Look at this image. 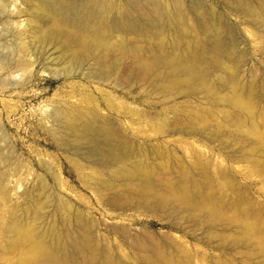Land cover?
<instances>
[{"label":"bare ground","instance_id":"6f19581e","mask_svg":"<svg viewBox=\"0 0 264 264\" xmlns=\"http://www.w3.org/2000/svg\"><path fill=\"white\" fill-rule=\"evenodd\" d=\"M162 1L28 0L25 15L31 41L52 46L70 72L91 61L93 68L87 77L103 82L112 79L116 84L127 81L163 98L153 102L147 92L124 93L122 99L144 107L139 110L124 102L118 106L109 96L100 101L88 96L87 109L70 108L55 112L54 117L64 130L60 147L74 155L87 150L88 154L110 160V168L99 161L103 169H108L106 176L101 171L85 175L83 165L75 164L81 184L94 186L99 204L113 211L132 212V224L136 223L135 215L168 220L169 230L182 233L183 238L168 232L160 234L149 229L150 223H142L139 232L133 233L127 226L116 231L121 243L114 247L113 243L99 241L93 223L86 220L82 211H72L67 200L58 210L72 215L75 228L63 235L50 230L46 233L47 228L44 232L40 226L46 205L40 192L41 196L37 193L25 204L22 213L16 207L12 216L8 214L9 221L0 223L8 247L31 253V259L21 257L22 261L197 264L201 258L198 260L196 254L200 252V263H207L206 253L201 254L200 248L187 240H195L198 229L203 232L204 244L220 253L215 263L264 264V215L255 198L238 183L237 174H232L223 162L215 163L216 159L203 153L201 144H197L212 145L218 141L223 150L232 148L234 152L227 161L250 165L251 172L264 182V108L260 110L261 105L264 107V87L257 82L240 81L245 53L239 50L233 26L214 8L198 13L200 7L196 3L198 14L194 16L195 25L192 22L190 27V15L187 17L182 6L174 4V9ZM219 1L230 19L235 17L240 25L264 29V0ZM6 4L7 0H1L0 14L5 12ZM8 23L5 26H12ZM24 35L17 33L20 43ZM68 70L64 68L63 72ZM101 105L124 119L137 117L131 122L141 129H118L102 115ZM247 122L253 138L249 133V138L242 134ZM150 136L160 141L145 146L136 141ZM3 152L0 151V160L9 163V156ZM53 177L57 186L59 175ZM1 181L0 176V193L5 194Z\"/></svg>","mask_w":264,"mask_h":264},{"label":"rangeland","instance_id":"374dc122","mask_svg":"<svg viewBox=\"0 0 264 264\" xmlns=\"http://www.w3.org/2000/svg\"><path fill=\"white\" fill-rule=\"evenodd\" d=\"M76 1L83 2V0ZM217 1L219 0H163L162 2L170 8H174L178 4L182 6L183 11H187V17L190 15L189 18L191 20L187 21L190 23H187L190 27L195 23V15L200 11V13H204L205 9L214 8V11L219 16L224 18L227 23L230 22L228 25L233 26L232 28L238 38L239 50L243 52V55L245 53V57L243 58L244 63L239 75V77L241 76L240 81L243 83L257 82L260 87H264V37H262L264 29L261 31V28L258 30L251 25H240L239 19L237 20L235 17L230 19L227 16L226 7L222 2ZM27 2L28 0H7V8L4 13L0 14V151H4V156H9L10 159L9 163H4L0 160L2 164H0V176L1 180H3L1 183L2 188L5 189V194L0 193V223L9 221L10 216H12L11 212L17 211V208L18 212L21 211L20 213H22L23 207L26 208L29 201L32 200L31 198L38 196V194L41 196L40 192H43L41 200L45 197L43 203L44 205L46 203V205L42 211L43 219L41 217L40 226L44 232L47 228L46 233L50 230L58 235H63L64 231L75 228L72 215L70 216L67 211L60 212L58 210V206L67 200L66 202H70L72 211H82L85 214L86 220L91 224L93 223L92 228L97 239L102 243H113L114 247H118V244L121 243L120 235L115 233L116 231L120 232L121 228L123 229V227L126 228L127 226L131 232H139V227L143 228L142 223H150L149 229L160 234H162L161 232H168L175 236V238L182 237V233L169 230L168 220L160 221L146 215H135L136 223L132 224L129 221L131 214H133L132 212L113 211L107 205L99 204L94 192V186L91 185L87 188L81 184L75 164L78 162L83 165L82 173L85 175L101 171L106 176L108 169H103L99 165V161L101 164L103 163V166L106 165L105 168H110V160L105 157L103 158L99 154L96 157V154H88L87 150H85L86 152L84 150L76 151L79 154L75 152L78 155H74V153L60 147L58 143L63 139L64 130L54 117L55 112L57 113L58 111L67 112L75 108L87 109L88 104L86 103V99L88 96L94 97L99 101L103 97L109 96L113 98L114 103L118 106L124 102L127 105L129 104L131 108H138L139 110H143L144 107L133 102L131 99H122L124 93L131 92L135 94L141 92V94H145L147 92L150 94V100L153 102H159L163 98L161 96L157 97L156 93L153 94L152 91H148L146 88L129 85L127 81V84L125 82L116 84L112 79H110L111 81L103 82L99 79L96 80L97 78L87 77L93 68L91 61L87 62L81 69H73L70 72L58 56L56 57L58 53L52 46L35 45L31 41L28 32V16H26L28 14ZM195 5L201 8H198V13L195 12ZM191 9H194L193 11L196 14ZM193 17L195 20H193ZM5 21L6 23H4ZM7 22H9L8 24L11 23L12 26H5ZM19 32H23L26 35L23 36V43H20L18 39L17 33ZM14 50H16L15 53ZM64 68L65 71L68 70V74L63 72ZM179 101L183 100L180 99ZM263 108L261 105L260 110H263ZM101 109L102 115L115 127H120L118 129L127 128L129 131L135 129V132L137 128L141 129L136 123L131 122V119L134 122L137 121V117L124 119L121 115L110 114L103 105H101ZM79 123L81 126L84 125L82 121ZM128 125L129 127H127ZM247 126L243 128L246 133L242 132V134L244 133L246 136L243 135L249 138L251 124L247 122ZM136 141L145 146V143H156L160 140L157 137L150 136V138H140L136 139ZM197 144H201L200 149L203 150V153L211 155L213 160L216 159V161L214 160L215 163L223 162L221 164L230 169L232 174H237L236 176L240 178L238 183L243 184L244 186H242L248 189L249 196L252 199L255 198L256 201L253 200L256 206L260 207L264 215V182L260 181L257 174L255 175L251 172L250 165L227 161V156L232 154L234 150L232 148H230L231 150H223L221 143H218V141L212 145L204 142ZM90 154L91 156L94 155L92 156L93 161L92 157L90 158ZM99 156L100 158L97 161V157ZM86 159H90L91 163ZM97 163L98 165H96ZM56 174L60 178L57 186L53 177ZM39 179H42V183ZM48 185L50 187H47ZM104 194L108 193L104 192ZM51 197L52 199H50ZM118 214L119 217H114ZM181 224L183 225V222ZM195 234V238L197 237L195 240L192 238L187 240L192 245L198 246L201 254L202 252L206 253L207 263L205 261L203 263L217 264L215 263L218 260L216 255L220 256V253L211 246L204 244L202 238L203 232L201 230L197 229ZM4 239H6L5 233L0 230V264H20V262L21 264H35V262H24L21 260V257L32 258L29 251L20 249H15L14 251L11 247H8L9 244H6L7 241ZM128 251L126 249V252ZM201 256L200 252L196 254L198 260L202 259ZM200 260L197 264H201ZM245 263L254 264L253 262Z\"/></svg>","mask_w":264,"mask_h":264}]
</instances>
